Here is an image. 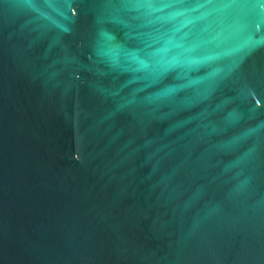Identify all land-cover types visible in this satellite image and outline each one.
Listing matches in <instances>:
<instances>
[{
	"label": "water",
	"instance_id": "95a60500",
	"mask_svg": "<svg viewBox=\"0 0 264 264\" xmlns=\"http://www.w3.org/2000/svg\"><path fill=\"white\" fill-rule=\"evenodd\" d=\"M0 264H264V0H0Z\"/></svg>",
	"mask_w": 264,
	"mask_h": 264
}]
</instances>
